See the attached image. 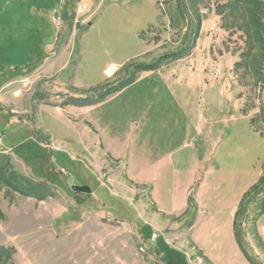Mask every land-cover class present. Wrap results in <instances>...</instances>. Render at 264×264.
<instances>
[{
  "label": "rangeland",
  "instance_id": "1",
  "mask_svg": "<svg viewBox=\"0 0 264 264\" xmlns=\"http://www.w3.org/2000/svg\"><path fill=\"white\" fill-rule=\"evenodd\" d=\"M228 2L0 0V82L17 77L0 92L5 175L51 185L39 198L0 181L5 264H252L232 210L264 174V43ZM57 35L52 52L69 60L32 73ZM186 44L102 102L63 103ZM263 198L264 182L238 219L255 264Z\"/></svg>",
  "mask_w": 264,
  "mask_h": 264
},
{
  "label": "trees",
  "instance_id": "2",
  "mask_svg": "<svg viewBox=\"0 0 264 264\" xmlns=\"http://www.w3.org/2000/svg\"><path fill=\"white\" fill-rule=\"evenodd\" d=\"M228 3L233 7L238 6L242 8V12H241L242 16L246 18L244 19L245 26L253 29L252 32L254 35L250 37L251 38L253 37L252 39H254L255 42L264 43V37L262 36L263 34H261V32L264 31V0H229ZM180 7L182 12H184L185 7H183V4H180ZM199 25L200 22H198V24H196L195 28L193 29L194 36L198 34V31L200 29ZM190 48L191 46L189 44L188 45L186 44L184 48H182L181 50H178L177 52L171 54L163 55L151 63L134 64L131 67L133 68L132 74L129 77L121 80L119 83L112 86L109 85L101 86L99 89H97L96 91H94L93 93L87 96H72L66 94L63 103L76 105V106H86V105H94L99 102H102L111 94L120 91L121 89L133 83L136 79V73L141 71L157 70L160 68L161 64L164 61H168V60L174 61L184 57L190 51ZM259 58L261 59L263 58V56L260 55ZM263 119H264V111H263ZM8 155H9L8 153H4V152L0 153V157L3 158L0 162V181L3 180V183H7V184L8 182L14 183L15 186H17L16 188L27 196H36L39 198L44 197L45 194L49 192V189H51L50 183L35 181L27 176L17 175L13 172L11 174H7V176L5 175L6 165H4L5 164L4 161L9 160ZM263 182H264V174H262L258 182L255 185H253L244 194L242 200L239 203V207L235 213V217L233 221V228H234L236 241L240 246V249L246 255L247 259L252 262V264L255 263L251 260L249 254L247 253V250L244 248V246L242 245L239 239L238 219H239V215L242 214L246 208V202H247L246 198L249 197V195L258 187H261ZM260 205L262 210V208H264V198L262 199ZM12 251L13 248L0 245V264H5L7 262V259L9 255L12 253Z\"/></svg>",
  "mask_w": 264,
  "mask_h": 264
},
{
  "label": "crops",
  "instance_id": "3",
  "mask_svg": "<svg viewBox=\"0 0 264 264\" xmlns=\"http://www.w3.org/2000/svg\"><path fill=\"white\" fill-rule=\"evenodd\" d=\"M92 24L91 22H89V25ZM58 35L55 37V40L53 41V43L51 44H48L47 47H46V50H45V55H43L42 59H37L36 61H34V64L31 66L32 68H34V66L37 67V69L32 70L31 72L34 73V72H38L39 74L41 73L43 76H46V77H49L50 75V72H53L55 73L56 75H58V73L60 72L61 68L64 66V64H66V62L69 60L70 56L68 57V60L66 61V58H64L60 53H55V52H52L53 49L55 48V42H56V39H57ZM60 44H63V41H61ZM64 46V45H62ZM58 52H60L58 50ZM54 53V54H53ZM59 64H61L59 66ZM31 68V69H32ZM26 69V68H25ZM24 69V70H25ZM23 70V71H24ZM32 73L28 74V73H22L21 74V77L23 76H30ZM28 74V75H27ZM17 80V77L16 75L12 77V79H8L6 80L5 83L2 84V82H0V92H2V90H12L13 88L14 89H17L13 83L16 82ZM15 93V92H14ZM1 100V99H0ZM3 100H1L0 102H2ZM0 152H4V153H9V152H5V151H0ZM145 181V180H143ZM192 185L193 184H190L189 185V188L187 189V194H186V198H185V202L183 204H181V206H185L187 205V198H188V195H189V192L191 191V188H192ZM201 186V185H199ZM198 186V187H199ZM196 203L197 205L203 207V203L201 202L198 194H197V200H196ZM199 203V204H198ZM164 204V203H163ZM169 205H171V208L170 207H167L170 209V211L174 208V207H179V205H176V202H174L172 200V202L169 203ZM167 205V206H169ZM237 207H235L233 210H232V214H233V221H234V217H235V213H236V209ZM233 233H234V228H233ZM234 239H235V242L237 244V246L239 247L237 241H236V238H235V234H234Z\"/></svg>",
  "mask_w": 264,
  "mask_h": 264
},
{
  "label": "water",
  "instance_id": "4",
  "mask_svg": "<svg viewBox=\"0 0 264 264\" xmlns=\"http://www.w3.org/2000/svg\"><path fill=\"white\" fill-rule=\"evenodd\" d=\"M72 189L76 192H85V193H91L92 189L89 185H73Z\"/></svg>",
  "mask_w": 264,
  "mask_h": 264
},
{
  "label": "bare ground",
  "instance_id": "5",
  "mask_svg": "<svg viewBox=\"0 0 264 264\" xmlns=\"http://www.w3.org/2000/svg\"><path fill=\"white\" fill-rule=\"evenodd\" d=\"M114 68H115V67H114V66H112V68H111V69H109V72H111V70H112V69H114Z\"/></svg>",
  "mask_w": 264,
  "mask_h": 264
}]
</instances>
